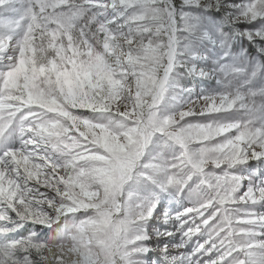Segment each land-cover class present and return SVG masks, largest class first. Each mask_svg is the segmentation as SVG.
<instances>
[{"label": "snow or ice", "instance_id": "6c2138e0", "mask_svg": "<svg viewBox=\"0 0 264 264\" xmlns=\"http://www.w3.org/2000/svg\"><path fill=\"white\" fill-rule=\"evenodd\" d=\"M0 264H264V0H0Z\"/></svg>", "mask_w": 264, "mask_h": 264}]
</instances>
